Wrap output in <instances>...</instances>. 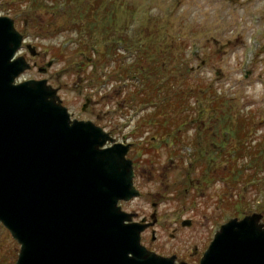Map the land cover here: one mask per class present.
Segmentation results:
<instances>
[{"label":"rangeland","instance_id":"obj_1","mask_svg":"<svg viewBox=\"0 0 264 264\" xmlns=\"http://www.w3.org/2000/svg\"><path fill=\"white\" fill-rule=\"evenodd\" d=\"M11 1L5 0L0 9L9 6ZM65 1V7L71 4L67 0H47L55 6L57 14L53 20L56 24L47 26L40 36L26 33L25 42L36 47L38 56L30 57L24 46L20 51V55L30 59L36 67L46 69L45 73H39L36 68H32L21 75L18 82L47 79L49 84L59 88V97L73 118L91 120L110 132L116 142L138 144L139 147L142 145L140 148L147 149L136 152L133 145L128 156L131 160H137L138 156L142 155L140 160L156 159L159 167H163L169 166L173 157L183 159L184 173L189 169L188 154L193 153L194 156L196 153L193 152L195 146L171 143L170 147L163 146L156 151L158 145L165 143L157 140L159 134L156 132V126L148 123L146 116L153 113V118L157 119L177 116L178 112L171 108L162 109L161 113L158 111L159 102H164L162 93L166 91L170 98L176 99L177 91L198 86L201 87L199 95L193 93L192 96H187L188 92L184 95L185 103L194 110L184 109L186 112H194L195 116V112L204 109V104H210L213 94L211 96V91L209 94L203 91L210 88L225 100L234 99L237 112L231 114L233 119L252 111L248 115L250 129L245 141L251 140L252 148L264 150V48L259 49L260 45H264V0H100L101 16L103 15L105 21H112L109 29L111 39L126 35L132 40L133 46L151 45L163 55L161 65L163 63L165 66V72L161 73L160 82L157 83L160 90L158 95L153 97V103L146 105L137 104L135 99V103L130 100L123 102L121 96L113 91L112 78L109 83L103 84L99 80L97 85L94 84L90 88L83 77L74 71L73 62L80 61L83 57L73 50L78 44V37L85 39V32H78L66 24L67 13L63 8ZM77 1L95 4L96 0ZM0 15L6 16L1 10ZM17 21L18 19H15V25L19 29ZM96 36L101 39L98 33ZM99 42L95 43L91 56L94 62L100 61L97 52L105 51L102 39ZM111 45L112 54H106L105 61H100L99 67L97 65L98 73H102L106 78L108 70L117 66V63H121L124 68L137 55L136 49L124 52L122 43ZM116 49L120 50L116 52ZM48 62H52L50 67L47 66ZM247 71L249 74L246 79ZM175 77L176 80L170 82ZM113 80H117L119 87L124 90L122 95L128 93L131 96L139 84L127 78L121 85L124 77L120 70ZM168 83L173 86L172 89H167ZM134 97L132 95V99ZM85 99L91 101L85 111H82ZM207 107L205 109H208ZM214 114L205 112L207 118L198 121L200 127L189 126V131L185 133L188 139L196 138L197 143L202 141L200 147L211 149L209 152L212 157L217 156L213 152L214 149L229 143L226 142L227 135H220L223 129ZM232 122L235 124V121ZM156 125L158 126V122ZM204 131H207L206 137ZM153 136L156 137V143L160 144L151 146L153 144L146 143L152 140ZM226 146L225 149L230 151ZM174 149L177 154L173 152ZM218 150L220 151L219 148ZM146 153L148 156H144ZM215 160L224 159L217 157ZM256 163V155L250 157L246 154L238 161L246 175L256 170V180H262L264 170L254 169ZM247 164L249 166H246ZM182 165L178 163V167L168 171L163 179L152 176L139 178L136 186L141 192L140 197L131 202H121L120 205L123 210L136 212L139 217H149L151 213L156 212L158 221L155 240H150V232L142 238V243L149 246V249L162 256L175 255L178 261H185L187 264H198L214 232L230 218L239 216H233L235 212L223 204L221 199L228 197L229 192L224 193L222 189L230 180H222L216 170H212V178L205 187L202 188L205 181H201V184H204L197 185L199 189L193 187L187 191L186 198L177 188L171 190L184 175L181 172ZM196 175L197 173H191V178L194 176L195 180ZM239 187L244 202H249L242 206L243 212H256V205L264 201V183H258L256 188L251 183H242ZM183 219L191 220L190 227L180 225ZM171 234L173 237H170ZM194 248L196 252H193ZM18 249L19 246L0 224V264H14Z\"/></svg>","mask_w":264,"mask_h":264},{"label":"water","instance_id":"obj_2","mask_svg":"<svg viewBox=\"0 0 264 264\" xmlns=\"http://www.w3.org/2000/svg\"><path fill=\"white\" fill-rule=\"evenodd\" d=\"M22 41L14 20L0 16V222L20 245L15 264H187L141 244L155 214L151 223L133 222L137 214L118 206L140 195L126 159L131 144L71 121L47 80L15 84L31 68L24 56L13 60ZM261 218L223 224L199 264H264Z\"/></svg>","mask_w":264,"mask_h":264},{"label":"trees","instance_id":"obj_3","mask_svg":"<svg viewBox=\"0 0 264 264\" xmlns=\"http://www.w3.org/2000/svg\"><path fill=\"white\" fill-rule=\"evenodd\" d=\"M67 1L71 2V4L65 7L67 2L65 1L63 3V8L67 13L66 24L71 25L74 29L78 30V32H85L83 35L85 39L78 37V44L73 50V52L83 57L80 61H76L75 63L73 62L75 66L74 71L79 76L83 77L90 88L94 84L97 85L99 80L100 83L103 84L105 82L109 83L112 78L113 91H116L118 95L121 96L123 102L130 100L131 103H135L133 102L135 99L137 100V104H152L153 97L155 95L157 96L158 91L160 90L157 83L158 81L160 82L161 73L165 72V66L163 63L161 65L163 56L162 53L156 48H152L151 45L140 44L141 46H133V42H131L132 40L128 38L124 39L117 37L116 39H111L109 29L112 21H105V19H103V15L101 16L99 12V9L102 6L100 0H96L95 4L78 2L77 0ZM4 4L5 0H0V6H3ZM20 9H25L26 11H20ZM0 10L5 14L11 15L12 17H18L17 23L19 29L25 34V36L28 32L40 36L41 32H43L47 26L56 24V22L53 20L57 14L55 6L53 3L49 4L47 0H12L9 6L1 7ZM106 12L107 9L105 7V14ZM39 13L41 14L40 16ZM45 14L47 16L44 17L43 15ZM97 33L102 39L101 43H103L105 50L104 52H97V54L99 53L98 60L100 61H105L104 57L106 54H112L110 52L111 49H113L111 44L122 43L124 52L136 49L137 55L131 60L129 65H126L124 68H122L121 63H117V66H114L113 69L108 70V79L102 73L101 75L98 73L97 65L99 67L100 61L94 62V60L91 59L95 49V43L101 40L97 38ZM91 40L93 43H91ZM117 50L120 49H116V52ZM161 67L163 68L161 69ZM118 70H120V74H122L124 77V81L121 83V85L127 81V78H129L131 81H137L136 84L139 83L138 86L134 88V94L132 95L135 97L133 99L132 95L130 96L128 93H124L122 95L124 90L121 86L119 87V82L117 80H113L118 74ZM175 80L176 77L171 79L170 82ZM197 87L198 86L186 87L184 90L181 89L177 91L175 94L176 99L170 98L166 91L162 93L164 102H159L158 111L161 113V111H163L162 109L171 108L176 110L178 115L174 117L164 116L163 118L157 119L153 118L155 116L153 113L146 116L147 122L156 126V132L159 134L157 140L164 142L165 144L163 146L170 147L171 143H182L181 145L195 146L194 152L196 151V153L194 156H189V161L192 164L193 170H198V177L202 181H208L210 179L212 170H216L217 175H222L226 181L230 180V182L227 183L222 189L224 193L229 192V196L223 197L221 200L228 209H232L236 215H241L244 213L242 206L245 202L243 200L244 197L240 192L239 185L242 183H251L252 186L256 188L258 183H264V178L262 180H260L261 178L256 180V170L246 175L244 168L238 165V161L243 159L246 154L250 157L252 155H256L257 163L254 165V169L263 168L264 170V150H261L258 147L252 148L251 140L245 141L250 129L248 115L252 111L250 110L248 113L241 114L233 119L231 114L237 112L236 106L233 102L234 99L229 98L228 100H225L222 95L219 96L216 94V92H213L212 89L210 90V88H205V90H203L204 93L207 92L209 94L211 91V96L213 94L210 104H204L205 107L208 106V109H205V107L204 109H199V115L197 116L195 114V116H193L194 112H186L185 110L188 109L192 111L194 108L185 103L184 95L187 92V96H192L193 93L194 95H199V90L201 87ZM169 88L172 89L173 86L171 84L169 85L168 83L167 89ZM195 89L196 91H194ZM198 101L202 103L201 100ZM196 110L197 108L195 107V111ZM205 112L215 113L214 117L217 121L221 122L220 126H222L221 128L223 129V133L221 132L220 135H227L226 142H229L227 146L221 145L217 147V150H213V152H215L217 155L215 157L210 155L211 149H203L199 144H196V138L188 139L185 137V133L189 131V126H196L197 128L200 127L198 125V121L205 120L207 118L206 115H202V113L205 114ZM239 112L241 111L239 110ZM232 121H235V124H233ZM156 122H158V126L156 125ZM143 126H145V122ZM204 135L206 137L207 131H204ZM153 138L152 140L150 139L148 143L160 144L156 143L155 136H153ZM225 146L230 148V151H227ZM257 149H259V151H256ZM226 151L227 154H225ZM173 152L177 154L176 149H174ZM221 156L224 159L223 161L215 160L217 157L222 158ZM246 166L249 165L247 164ZM190 187L191 183L188 179L183 180L182 184L178 187L185 198L186 192L190 190ZM233 198H235V200H233ZM247 204H249V202L246 201L245 205ZM256 206L258 210L264 211V201L259 202Z\"/></svg>","mask_w":264,"mask_h":264},{"label":"flooded vegetation","instance_id":"obj_4","mask_svg":"<svg viewBox=\"0 0 264 264\" xmlns=\"http://www.w3.org/2000/svg\"><path fill=\"white\" fill-rule=\"evenodd\" d=\"M260 48H264V45H260ZM33 65L35 66L36 64L33 63ZM39 68V67H38ZM247 74H249V72L247 71ZM142 145H140L141 147ZM154 146V145H151ZM158 151V150H156ZM144 156H148V153H146ZM133 162V171H134V182L135 185L138 183L139 178L141 177H154V178H164L166 173L174 168L178 167V160L173 159L170 161V165L169 166H163V167H159V165L157 164L156 159L152 160V159H148V160H140L139 158L136 159H132ZM157 168V169H156ZM142 218H145L147 222H149V218L148 217H140L137 218V220H140ZM157 226V224L154 226V228H149L147 229L145 232H143L142 234V238L148 233L152 231H155V227ZM149 249V246H146Z\"/></svg>","mask_w":264,"mask_h":264}]
</instances>
